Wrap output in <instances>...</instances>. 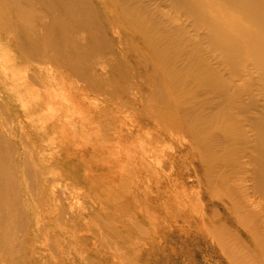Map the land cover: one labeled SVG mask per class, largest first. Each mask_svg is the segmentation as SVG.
I'll return each instance as SVG.
<instances>
[{
	"label": "rangeland",
	"instance_id": "1",
	"mask_svg": "<svg viewBox=\"0 0 264 264\" xmlns=\"http://www.w3.org/2000/svg\"><path fill=\"white\" fill-rule=\"evenodd\" d=\"M105 21L80 0H0V264H229L227 215L264 225L240 145L194 135L158 58ZM208 160L225 165L210 188Z\"/></svg>",
	"mask_w": 264,
	"mask_h": 264
},
{
	"label": "bare ground",
	"instance_id": "2",
	"mask_svg": "<svg viewBox=\"0 0 264 264\" xmlns=\"http://www.w3.org/2000/svg\"><path fill=\"white\" fill-rule=\"evenodd\" d=\"M80 1L92 12L100 5L105 22L118 23L117 44L124 35L145 42L151 61L153 56L158 58L166 83L178 89L173 95L175 104L184 111L185 123L194 120V135L201 129L213 132L221 127L225 141L234 136L246 158L244 173L264 200V0ZM162 5L171 13L164 12ZM98 33L107 40L105 31L99 28ZM189 83L193 85L189 87ZM232 109L243 115L240 120L228 111ZM208 166L211 169L202 170L201 177L210 188L212 173L225 165L213 162ZM238 210H232V219L227 215L224 225L234 227L239 241L234 237L229 243L238 245V253L228 254L232 259L224 252L221 256L229 264H264V225L252 218V209L244 210L240 217L236 216ZM242 218L249 222L245 228ZM214 226L220 232L226 228L217 221ZM216 244L223 248L219 238Z\"/></svg>",
	"mask_w": 264,
	"mask_h": 264
}]
</instances>
